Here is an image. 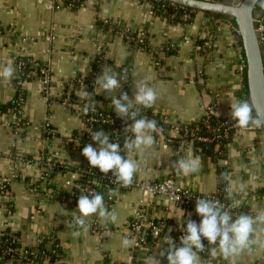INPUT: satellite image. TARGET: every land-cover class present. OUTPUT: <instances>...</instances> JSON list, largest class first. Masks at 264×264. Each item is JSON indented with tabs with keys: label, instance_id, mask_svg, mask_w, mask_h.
Returning a JSON list of instances; mask_svg holds the SVG:
<instances>
[{
	"label": "crops",
	"instance_id": "crops-1",
	"mask_svg": "<svg viewBox=\"0 0 264 264\" xmlns=\"http://www.w3.org/2000/svg\"><path fill=\"white\" fill-rule=\"evenodd\" d=\"M103 20L143 29L150 48L134 49L123 40L121 32H105L98 25ZM183 21L150 12L140 0H83L77 7L65 4V0H0V72L11 67L14 73L13 60L27 57L47 66L52 96L66 81L92 80L94 86L83 99L84 105L109 109L111 100L119 98L124 88L132 99L137 86L145 83L157 93L152 108L169 125L197 121L208 105L216 118L229 119L231 105L241 101L242 94L241 48L236 29L229 17L199 10H193L189 21ZM100 50L104 64L94 73L92 61ZM154 53L160 59L159 69L151 61ZM106 65L121 80L120 89L109 94L96 83ZM21 88L24 100L19 115L24 122L16 124L11 111L0 113V177L9 180L0 194V233L6 228L16 232L21 249L34 247L41 236L49 235L59 243L63 264H125L130 257L131 262L145 264L149 255L167 248L164 236L137 244L128 229L129 218L143 208L155 219H164L173 235L190 219L189 210L136 187L103 193L105 207L115 214V221L93 215L86 219V229L73 226L78 215L77 204L73 203L76 182L87 163L79 146L87 130L82 116L84 106L77 101L46 102L37 79L23 82ZM15 90L12 78L0 76L1 105L10 103ZM44 126L52 132H44ZM150 134L154 137L153 132ZM179 143L163 148L155 141L142 151L123 147L124 157L138 165L134 181L171 176L195 193L211 195L218 188L220 166L227 170L229 200L240 202L254 213L264 212L262 128L235 130L225 156L218 159L198 154L189 138L181 137ZM91 145L97 146L92 139ZM38 157L62 168L52 172L49 168L43 176L42 168L28 161ZM192 157L200 158L198 171L187 176L178 173L174 162ZM254 227V243L235 258L212 260L208 254L211 246L202 239L205 251L199 253L201 264H254L264 258V224ZM77 231L78 236L74 235ZM125 238L130 241L128 247L122 244ZM160 259L161 264H167L165 257ZM1 264L27 263L8 260Z\"/></svg>",
	"mask_w": 264,
	"mask_h": 264
},
{
	"label": "clouds",
	"instance_id": "clouds-1",
	"mask_svg": "<svg viewBox=\"0 0 264 264\" xmlns=\"http://www.w3.org/2000/svg\"><path fill=\"white\" fill-rule=\"evenodd\" d=\"M252 8L259 7L264 9V0H249ZM0 76L11 79L13 69L7 67L0 72ZM96 83L107 94L120 89L121 80L111 66H105L102 74L97 78ZM89 93L85 91L83 96ZM156 91L141 83L135 89L134 97L129 98L127 93H122L119 98H113L111 104L118 117L132 120L131 133L132 139H126L124 147L128 151L143 150L154 144V137L151 132L158 131L157 122L154 119L137 118L133 108V100L136 105L143 108H151L156 102ZM88 106L84 107L87 113ZM231 119L241 129L250 126L264 128V119L253 116V106L248 101H238L231 105ZM162 131V129H160ZM91 139L96 143V147L91 144L82 149V155L87 159L92 168H97L101 173L109 172L115 177L122 187L132 185L134 175L138 171L137 162L133 159H126L121 156V147L118 143L110 142L109 136L104 131H96L91 134ZM200 165L199 157L181 158L174 162L176 171L185 176L197 172ZM179 197L177 196L178 200ZM78 215L74 218L73 226L87 228L86 219L93 215L108 221H115L116 216L105 207L104 196L97 192L82 194L77 202ZM195 213L201 218L199 223L188 219L183 227L184 234L180 237V246H177L170 236L164 238L167 248L161 249L155 255H149L145 264H161V257H165L167 264H201L199 253L205 251L202 239L207 240L209 246L208 254L212 260L219 257L224 259L235 258L254 243L252 239L255 232L254 225L264 224V212L253 217L248 214H241L233 219L228 208L216 199L199 198L196 200ZM183 215V213H182ZM181 215V217H182ZM74 235L78 236L79 232ZM124 247L130 245L128 239H123ZM131 264V257L129 258Z\"/></svg>",
	"mask_w": 264,
	"mask_h": 264
},
{
	"label": "built area",
	"instance_id": "built-area-1",
	"mask_svg": "<svg viewBox=\"0 0 264 264\" xmlns=\"http://www.w3.org/2000/svg\"><path fill=\"white\" fill-rule=\"evenodd\" d=\"M143 3L147 5L149 11L151 12L152 11L151 6L146 1H144ZM68 5L71 7H74V3L71 1L69 2ZM188 17L189 16L187 14H184L181 16L183 20L187 19ZM107 21L108 20H103V22H107ZM115 22L116 21H112V20L108 22L109 30H112V28L115 26L114 25ZM255 23H256V29L260 35V39L264 47V12L262 13L261 11H258V10L255 12ZM133 30H134L133 28L124 26V29L121 31V35L125 37L128 41H130L131 45L135 47L136 49H143L144 47H146V45L148 46V44H146V42L144 41L145 39H147L145 31L143 29H138V33L135 36H133L131 35V31ZM171 46L172 44H169L168 47H171ZM99 52L101 53V50ZM151 61L154 66H156L158 69L160 68V59H159L158 54L157 55L155 53L152 54ZM13 63H14V73H13L12 78L17 79V82H15V86L16 84L21 83L20 80L22 77L29 79V80L37 79L41 87L40 93L42 95V98L46 102L55 100L61 103H70V102L77 101V103L82 104V106H84L83 99H85L86 97L83 96V93L87 91L90 94L91 91L88 90V87L89 85L91 86L94 85V82L92 80L86 81L83 79L76 78L73 81H76L79 84V86L76 89L75 88L72 89L74 92V96H70L68 94V91L71 88L70 86L72 85H68L69 87L68 86L66 87L64 85L68 81L62 83L61 90L60 92L57 93V95L52 96L49 91L51 87V84H50L51 76H50L49 70L46 65H43L38 70L37 69L38 67L34 64L33 60H30L27 71H25L24 74H22V72L20 71V68L25 66V61H23L20 58H16L13 60ZM242 68H243V64L241 65V68H240L241 73H242ZM20 99L21 98H18V101H20ZM12 110L17 111V113H20V108L16 109V107H13ZM104 110L105 109L95 111L94 109L91 110L89 108L88 112L85 113L84 108H83L82 116L84 120L87 121L86 131L88 133L92 134V132L90 131V127H92V125L94 124L105 125V124H112L114 122V119L117 116L116 113L110 116L106 114ZM213 116H214L213 108L212 106L208 105L204 107L202 114L197 119V121L201 120L203 122L202 127L207 131L210 130L212 135L211 134L209 135L198 134L197 127L194 125L192 127H189L188 126L189 123L173 124L171 125V129H169V132H171V134L178 135L179 137L189 138L192 143H197V142L207 143V142H212V141H218L219 139L226 137L229 129H234V131L237 129H240L236 125V123L231 119V116L229 119H218L217 118V126L212 127L210 118ZM18 120L16 124H18ZM130 125L131 124L124 126L123 129L121 130L114 128L112 130L113 138L111 142L119 144V140L122 137L128 138V139L134 138V135L131 133ZM160 129L162 128L158 127V131L154 132L156 134L155 141L158 145L165 148L168 145H170L171 142H174L175 140L171 139L172 137L171 134L164 136L163 131H160ZM44 132L50 134L52 132V129L45 128ZM121 150H122V147H121ZM7 156H9L10 158H14L15 160H24L22 159V157L18 155L8 154ZM42 158L43 157H38L36 159L29 158L28 161H31L35 165L42 168V175L46 176L47 170L51 167L54 161H49V160H45ZM83 171L87 174L92 173L91 168H89L88 165L85 166ZM82 175L83 173H81L80 177ZM100 177H101L102 182H105L109 185L114 186V189L115 188L118 189V187H122L121 184L116 181L115 177L112 175L111 172H109L108 174H101ZM8 182L9 180L7 178L0 177V194H3L5 192L4 189H6ZM100 187L102 189H105L104 192H109L112 190L109 188L107 189L103 183H101L100 186L97 183L94 185H91L89 183H80L79 185H77V190L74 193V196H77L79 199V197L82 194H90L92 192H95L96 189ZM129 187H136L140 189L142 192H145L151 195L163 196L166 199L174 203H177L181 205L182 207H185L190 212V218L193 217V214L195 211L196 200L199 198L216 199L220 201V203L224 204L225 208H228L229 211L231 213H234L236 216L241 215V214H248L250 216L255 217L259 215L257 213L250 211V209H247L246 207L242 206V204H240V202L238 201H235V200L230 201L227 187H221L220 189H217L214 194H211V195H201V194L193 192L188 187H184L178 184L171 176H165L161 179H153L150 181H134L133 180L132 185H130ZM129 187H125V188L127 189ZM177 196L179 197L178 200H176ZM199 221L200 220H197L195 222L199 223ZM127 225H128V229H129L131 237L134 239V241L137 244L147 243L149 239L153 240V239H156L158 236H164V237L170 236L172 240L176 242V244H179L180 237L184 234L183 227H182L181 229H177L173 235H170L169 226L166 223V221L161 218L155 219V217H153L152 215L145 213L143 208H138L136 211H134L133 215L129 218ZM4 251L6 253L12 252L16 254V255L12 254L9 261H20L22 260L23 257H26L28 253H31L33 260L29 258L24 259L25 261H27L26 262L27 264H62V258H59V253H57L55 248L54 249L49 248L47 250L48 253H43L40 255H37L33 250L27 251L24 249H16V248L12 249L10 247L6 248ZM50 254L56 257L55 262L50 261V256H51ZM101 264H107V262L103 261ZM125 264H129V262ZM131 264H142V263H133L132 261Z\"/></svg>",
	"mask_w": 264,
	"mask_h": 264
},
{
	"label": "trees",
	"instance_id": "trees-1",
	"mask_svg": "<svg viewBox=\"0 0 264 264\" xmlns=\"http://www.w3.org/2000/svg\"><path fill=\"white\" fill-rule=\"evenodd\" d=\"M73 2L74 3V7H77L79 6L83 0H65V4H69V2ZM142 2L146 1L150 6H151V10L155 13H158L160 14L161 16L163 17H166V18H171L172 20L174 21H179V22H184L183 19L181 18L182 15L184 14H187L189 17L187 19H184L185 21H189V18L191 17V14H192V11L193 9L191 8H188V7H183V6H179L177 4H173L167 0H140ZM256 10L258 11H261L262 13L264 12V9H260L259 7H256ZM205 14L207 15H213V16H216V17H223L225 18L226 16L223 15V14H220V13H213V12H208V11H203ZM111 20H108L107 22H103V21H99L98 22V25L102 28V30H104L105 32H108V33H113V32H121L123 29H124V25L120 22H115L114 23V27L112 28V30H109L108 28V22H110ZM231 23L233 25V27H235V24H234V21L233 19H231ZM138 33V29H134L133 31H131V35L135 36L136 34ZM123 40L125 42H127L129 44V46H131L132 48L136 49L135 47H133L130 43V41H128L125 37H123ZM147 44V39L144 40ZM240 45V48H241V43H239ZM150 47L146 45V47H144L143 49H140V50H147L149 49ZM20 59H22L23 61H25V66L24 67H21L20 68V71L22 72V74H24L25 71H27L28 67H29V61L32 60L30 58H27V57H20ZM240 61L242 62L243 64V68H242V94H241V101H248L247 99V90H246V82H245V68H244V55H243V51L240 50ZM34 64L38 67L37 69L39 70L43 64H40L36 61H33ZM104 64V59L102 57V53H99L92 61V71L94 73H97V71L100 69V67ZM13 80V83L15 84V82H17V79L16 78H12ZM29 79H26V78H21V83L20 84H16V90H15V94L12 98V100L10 101V103L6 104V105H1L0 104V113L1 112H8V111H11L13 113V115L16 117V119L18 120V124H21L24 122L23 119H21V115H19V113H17V111H13L12 108L13 107H16V109H18L21 105H22V102L24 100V95H23V90L21 88V85L23 82L25 81H28ZM71 83V84H69ZM66 87L68 85H72L70 86V90L68 91V94L70 96H74V92L72 89H76L78 88L79 84L76 82V81H73V80H70L68 82H66L64 84ZM94 86V85H93ZM93 86L89 85L88 87V90H92L93 89ZM69 87V86H68ZM123 93H126V89L124 88L123 89ZM18 98H21L20 101H18ZM85 106H88V105H84ZM91 110L94 109L95 111H99L101 110L100 108H96L95 107H89ZM130 111H136L137 112V118H148V119H154L156 122H157V125L158 127L162 128V131H163V135L164 136H167L169 134H171V132H169V129H171V125L167 124L163 117L157 112L155 111L152 107L151 108H143L142 106H139V105H134L133 104V108L130 109ZM104 112L110 116L114 115L115 112H114V108L111 104V107L109 109H105ZM253 116L255 117V114L253 113ZM211 120V123H212V127H215L217 126V118L216 117H211L210 118ZM86 121V120H85ZM133 121L132 120H126V119H122L118 116H116V118L114 119V122L112 124H101V125H98V124H94L92 125V127H90V131L93 133V132H96V131H104L106 134H108L109 136V141L111 142L112 141V138H113V132L112 130L114 128H117L119 130L123 129L124 126L126 125H129V124H132ZM86 124H87V121H86ZM181 124V123H179ZM202 124L203 122L201 120L197 121V122H191L188 124L189 127H192L193 125L197 127V133L200 134V135H209L211 134L210 130H205L203 127H202ZM45 128H50L49 126H44V129ZM233 132H234V129H229L228 132H227V135L226 137H223L221 139H219L218 141H212V142H207V143H202V142H197V143H193V146L196 148L198 154H204V155H207L213 159H218V158H223L225 156V153H226V146L227 144L229 143L232 135H233ZM46 134V133H45ZM153 135H154V141L156 139V134L153 132ZM212 135V134H211ZM172 136V134H171ZM169 136V137H171ZM177 137V139H176ZM172 140H175L174 142H171V144L173 145H179V140H181V137H179L178 135H173L171 137ZM124 137L120 138L119 140V144L120 146L122 147V150H121V156L124 157ZM91 144V133H88L87 131L84 132V134L82 135V139L80 141V144L79 146L81 147H85L87 145ZM44 159V158H42ZM46 160V159H45ZM89 166V168H91V171L92 173L91 174H87L85 173L83 170L80 172V175L81 173H83V175L80 177L79 175V179L77 180L76 182V186L79 185L80 183H89L91 185H94V184H98L99 186L101 185V183H103L106 188L108 189H114V186L112 185H109L105 182H102L101 181V173L97 168H92L88 161L86 163V166ZM57 168H62L61 165H58L56 162H54L50 169H51V172ZM217 173H218V188L217 189H220L221 187H226L227 185V182H226V179H225V176H226V173H227V170L224 169L223 167H220L218 166L217 167ZM47 176V175H46ZM119 190H124L126 189L125 187H118ZM5 190V189H4ZM104 190L105 189H102L101 187L100 188H97L95 192L97 193H100L103 195L104 193ZM262 190H260L259 192H262ZM76 192V191H75ZM77 199L78 197L77 196H73V203L77 204ZM190 219H193L194 221H197V220H200L201 218L195 213L194 211V214H193V217L190 218ZM150 241V239H149ZM175 242V241H174ZM176 244V242H175ZM177 246H180V243L179 244H176ZM16 248V249H21V245L19 244V242L17 241V234L16 232H13L11 231L10 228H6L5 230H3L1 233H0V264L2 262H5V261H8L10 258H11V255H16L15 253H12V252H8L6 253L4 250L6 248ZM54 249L57 251V253H59V258H62L63 256V253H62V250L59 246V243L52 239L49 235L48 236H41L40 239H39V243L34 246V247H24L23 249L24 250H27V251H31L33 250L37 255H40V254H43V253H48L47 250L48 249ZM51 255V254H50ZM25 258H29L31 260H33L32 258V254L31 253H28L26 255V257H23L22 260H20L19 262L21 263H26L27 261H25L24 259ZM55 258L54 256H50V261L51 262H55ZM106 262V261H104ZM133 263H139L138 261H133ZM63 264V263H62ZM254 264H264V258L256 261V263Z\"/></svg>",
	"mask_w": 264,
	"mask_h": 264
},
{
	"label": "water",
	"instance_id": "water-1",
	"mask_svg": "<svg viewBox=\"0 0 264 264\" xmlns=\"http://www.w3.org/2000/svg\"><path fill=\"white\" fill-rule=\"evenodd\" d=\"M193 10L220 13L233 19L244 55L247 99L256 118L264 119V47L249 0H167ZM264 130V128H262Z\"/></svg>",
	"mask_w": 264,
	"mask_h": 264
}]
</instances>
